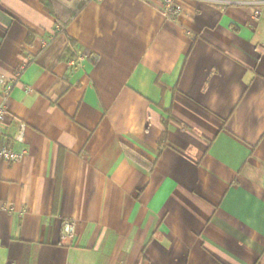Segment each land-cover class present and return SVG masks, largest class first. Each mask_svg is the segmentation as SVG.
<instances>
[{
  "label": "crops",
  "instance_id": "0c3cea01",
  "mask_svg": "<svg viewBox=\"0 0 264 264\" xmlns=\"http://www.w3.org/2000/svg\"><path fill=\"white\" fill-rule=\"evenodd\" d=\"M181 2L0 0V264H264V0Z\"/></svg>",
  "mask_w": 264,
  "mask_h": 264
},
{
  "label": "trees",
  "instance_id": "16d2710c",
  "mask_svg": "<svg viewBox=\"0 0 264 264\" xmlns=\"http://www.w3.org/2000/svg\"><path fill=\"white\" fill-rule=\"evenodd\" d=\"M43 10L49 14L55 22L57 28V34L64 32L65 29L71 24V22L78 16V14L83 10L88 2L91 0H40ZM30 35V34H29ZM72 48L76 47L73 41H69ZM70 49H65L60 56V60H67V58H72ZM165 142L164 135L158 141L159 152L162 145ZM125 154L133 160L135 163L145 168L146 170H151L154 166V162L148 161L142 154L137 151L125 147Z\"/></svg>",
  "mask_w": 264,
  "mask_h": 264
},
{
  "label": "built area",
  "instance_id": "2783aa9c",
  "mask_svg": "<svg viewBox=\"0 0 264 264\" xmlns=\"http://www.w3.org/2000/svg\"><path fill=\"white\" fill-rule=\"evenodd\" d=\"M99 1V0H98ZM162 10L163 14L172 19H178L183 14V5L181 0H162ZM5 79L0 76V88L3 87V92L1 93L2 100L8 95L12 88L11 83L4 81ZM6 116V110L4 107V102L0 104V128L4 122ZM17 129L12 136V140L18 144H22L24 141V132L26 125L17 120L16 121ZM1 134V133H0ZM21 154L17 151H14L8 144L5 142L0 143V161L4 163H14L19 160ZM63 232L65 236H72L75 233V227L72 222L65 221L63 224Z\"/></svg>",
  "mask_w": 264,
  "mask_h": 264
},
{
  "label": "rangeland",
  "instance_id": "374dc122",
  "mask_svg": "<svg viewBox=\"0 0 264 264\" xmlns=\"http://www.w3.org/2000/svg\"><path fill=\"white\" fill-rule=\"evenodd\" d=\"M256 13H257V14H256V17H258V15H259V14H258V11H256Z\"/></svg>",
  "mask_w": 264,
  "mask_h": 264
}]
</instances>
